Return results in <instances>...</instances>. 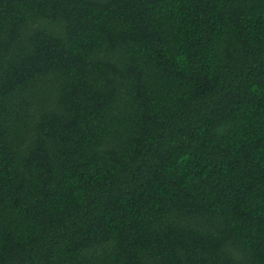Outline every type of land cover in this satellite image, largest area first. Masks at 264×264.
Wrapping results in <instances>:
<instances>
[{
  "label": "trees",
  "instance_id": "obj_1",
  "mask_svg": "<svg viewBox=\"0 0 264 264\" xmlns=\"http://www.w3.org/2000/svg\"><path fill=\"white\" fill-rule=\"evenodd\" d=\"M0 264H264V0H0Z\"/></svg>",
  "mask_w": 264,
  "mask_h": 264
}]
</instances>
